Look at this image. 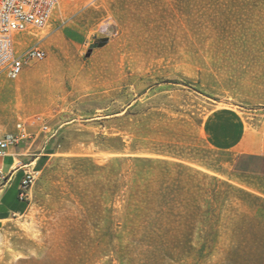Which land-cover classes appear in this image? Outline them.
<instances>
[{
  "label": "rangeland",
  "instance_id": "374dc122",
  "mask_svg": "<svg viewBox=\"0 0 264 264\" xmlns=\"http://www.w3.org/2000/svg\"><path fill=\"white\" fill-rule=\"evenodd\" d=\"M29 39L48 58L0 78V126L26 124L20 164L46 155L0 264H264V198L209 170L264 187V161L200 129L264 116V0H59Z\"/></svg>",
  "mask_w": 264,
  "mask_h": 264
},
{
  "label": "crops",
  "instance_id": "0c3cea01",
  "mask_svg": "<svg viewBox=\"0 0 264 264\" xmlns=\"http://www.w3.org/2000/svg\"><path fill=\"white\" fill-rule=\"evenodd\" d=\"M62 34L70 45L76 46L82 42L80 34L71 28H64ZM200 129L207 147L213 152L264 161V116L252 112L242 116L234 109H216L203 119ZM3 130L5 129H1L0 126V131ZM45 155L42 154L40 157ZM4 158H11L7 170L3 167ZM4 158H0V230L4 223L26 212V201H21L18 197L19 185L27 168L32 166L31 168L36 171L34 168L39 159L30 164H20L19 154L10 153ZM209 170L215 176L223 177L251 194L264 198L263 186L221 172L217 168L212 167Z\"/></svg>",
  "mask_w": 264,
  "mask_h": 264
},
{
  "label": "built area",
  "instance_id": "2783aa9c",
  "mask_svg": "<svg viewBox=\"0 0 264 264\" xmlns=\"http://www.w3.org/2000/svg\"><path fill=\"white\" fill-rule=\"evenodd\" d=\"M59 0H0V78L16 80L32 65L44 62L48 51L31 44L29 36L47 27ZM28 137L26 124L17 121L13 129L0 131V158H4ZM38 172L24 171L18 197L27 201Z\"/></svg>",
  "mask_w": 264,
  "mask_h": 264
},
{
  "label": "water",
  "instance_id": "95a60500",
  "mask_svg": "<svg viewBox=\"0 0 264 264\" xmlns=\"http://www.w3.org/2000/svg\"><path fill=\"white\" fill-rule=\"evenodd\" d=\"M107 41H108V39L105 38V39H101L98 43L92 44L89 47V49L87 50V53H86L85 56L88 58L91 55V53H92V51L94 49L102 48L103 46H105V44L107 43Z\"/></svg>",
  "mask_w": 264,
  "mask_h": 264
},
{
  "label": "bare ground",
  "instance_id": "6f19581e",
  "mask_svg": "<svg viewBox=\"0 0 264 264\" xmlns=\"http://www.w3.org/2000/svg\"><path fill=\"white\" fill-rule=\"evenodd\" d=\"M44 33H42L41 35H43ZM19 89H20V86H19V84L17 83L16 84V86H15V90H17V91H19ZM114 156V155H113ZM118 156H120V155H118Z\"/></svg>",
  "mask_w": 264,
  "mask_h": 264
}]
</instances>
